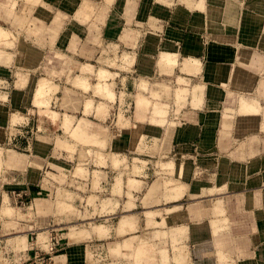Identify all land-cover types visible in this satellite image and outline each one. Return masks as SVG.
<instances>
[{"label": "rangeland", "instance_id": "obj_1", "mask_svg": "<svg viewBox=\"0 0 264 264\" xmlns=\"http://www.w3.org/2000/svg\"><path fill=\"white\" fill-rule=\"evenodd\" d=\"M117 1L120 3L128 0ZM147 1L152 3L147 7L151 11L149 22L155 28L153 32L157 35L163 32L161 26L175 28L179 17L189 16L195 11L201 14V19L206 24L209 20L213 22L215 20V15L208 13L209 7L212 6L211 0ZM212 1L234 9V14L227 17L231 24L227 27L224 18L221 21V30L220 27L218 30H211L205 26L207 30L201 34V39L205 42L202 43L200 55L195 56L193 49L184 54L181 48L172 46L157 49L155 56L159 59L162 53L178 54V62L172 67L171 63L160 60L155 75L139 81L140 85H146V92L149 91L150 97L138 95L137 107L130 96L124 98L121 105L117 96L115 99L109 97L105 89L100 92L101 89L97 86L98 78L97 80L88 78L84 81V85L79 84L77 78L73 77L71 80L75 72L70 73L67 80L65 77L56 79L62 85L66 82L83 91H89L93 83L94 95L111 98L108 99L111 103L106 115L103 116L105 118L100 122L102 130L106 133L102 134L103 136L91 132L90 135L96 136H90L89 139L82 138L81 131L69 128L79 115L69 113L62 108L68 105V109L70 107L73 112H77V106L81 101L73 100L68 104L64 102L65 106L61 108L59 95L56 94L51 98V95L58 90L57 86L53 91H50L49 87L45 89L47 94L41 98L43 99L40 104L41 110L31 105L28 106L27 112L13 108L16 111L12 112L11 135H14L12 144H0V264H55L59 256H62L64 261L67 258L71 264H147L151 261L154 264L159 262L167 264V258L179 252L185 253L184 256L188 257V263L184 262L185 264L206 263L196 261L193 256L194 249L199 247L197 246L199 241H195L192 237L181 238L183 233H178L179 238L176 236L173 240L170 238L172 232H176L174 230L185 225V221L180 219L174 224H165L162 219L161 223L156 222L166 212L164 209L171 207L165 206L162 202L167 203L172 198L180 196L182 192L180 199L182 205L179 208L185 213L184 216L195 213V206L201 207L207 204V207L211 208L214 220L209 225L213 230L211 228V238L206 245L208 246V256L205 257L207 264H264V109L260 115H257L261 123L260 132L257 126H243L241 120L244 114L240 111L241 102L249 98L247 92L243 93L240 89L242 53L249 51L257 54L256 40L259 31L256 28L260 27L262 19L258 14L253 13L264 0ZM44 3L46 0H0V31L5 32L2 40L0 39V118L6 116L4 103L11 101V96L6 92L23 86L24 65L30 68L34 65L35 39H39L41 34L48 35L47 31H41L39 28V23L47 22L51 18V11L49 8H44L48 6ZM170 16H172L171 20ZM145 21L144 19L143 22ZM35 24L38 31L35 30ZM226 36L230 38L228 42ZM212 39H215L217 44L228 43L229 46L227 44L210 47ZM106 47L102 56L110 66L108 70L131 71L132 62L127 58L132 55L130 46L123 47L118 44L106 45ZM221 49H224V52ZM123 54L127 56L124 57ZM124 59H127V62ZM209 59L214 60V63L226 64V69L233 76L228 82H221L220 85L223 89L233 91L225 94L223 98L219 97L226 104V108L221 109L223 104L220 106L216 104L217 102L206 103L208 108L211 106L216 108L218 118L221 117V124L213 130L214 134H217L214 139L216 141L208 142L205 134L198 142L187 143L181 149L177 146L175 150V146L170 142L171 132L175 119L181 110L189 105L190 89L199 85L203 93L204 90L208 91L211 88L212 84L208 83L205 74L207 69L209 70ZM81 63L86 65L85 62ZM254 63L257 71L258 63L254 61L251 62L250 70L254 68ZM94 65L93 70H95ZM262 65L263 69L259 75L264 77V64ZM104 74L109 73L105 71ZM36 76L37 80L43 77L38 73ZM42 79L45 78L38 80L36 88ZM46 80L52 82L50 77ZM35 83L33 75L30 79H26L31 92ZM118 87L116 91L120 92L122 89L120 87L124 86ZM185 88L186 92L183 90ZM73 91L65 88L66 97H69ZM131 91L132 89L129 92ZM177 93L180 94L178 97ZM14 95L15 99L19 101L22 99V96ZM225 98L229 100L227 101L230 105L225 102ZM250 98L260 99L259 104L264 106V96L257 94V91ZM203 101L202 96L201 105ZM94 103L91 97L85 100L88 109L93 108ZM154 104L158 108L156 105L154 107ZM165 104L168 105V113L164 114L166 121L162 122L159 120L162 119L163 112L159 107ZM32 105L35 106L34 97ZM156 109L160 113L156 112ZM202 113L206 115L209 112ZM84 115L96 121L92 114ZM226 115L228 116L225 117ZM59 119L63 123V129L59 125ZM81 121L83 120L77 125L82 126ZM208 129L207 125L203 126L202 132H208ZM3 131V127L0 126V141ZM72 131H76L74 136ZM51 134L56 136V148L69 151L71 156L76 155L68 164L62 165L52 160L58 175L42 174L43 177H47L44 178L45 184L41 191L36 185L24 188V185H20L23 180L21 173L27 168V171L32 170L27 167L29 159L24 154L30 152L29 148L35 140H38L36 143L38 152L49 144L52 146ZM62 135H69L75 142L60 138L59 136ZM106 135L111 138L110 143L105 142ZM118 136H122L123 139ZM258 137L263 142H257ZM44 140L45 144L42 143L45 142ZM119 152L127 153L128 158L123 156L120 158L121 156H117ZM211 154L217 156L216 164L209 159ZM17 160L22 163L18 164ZM32 162L33 167L36 168L32 171L36 172V176L31 174L30 178L33 182H37L39 171L44 170V163L38 158H32ZM110 166L119 173L106 175L101 172L100 168ZM179 166L181 173L177 175L176 170ZM63 167H69V172H64ZM48 178L55 180L56 185H51ZM191 187L200 188L201 195L194 197L190 192L187 193V189ZM160 195L164 196V201H161ZM116 196L126 198L128 202L121 212L117 211L118 209L114 211L115 208L112 207ZM130 210L136 213V217L133 218L139 222L140 219L146 221L145 224L140 222L136 232L134 229L130 230L131 232L134 230V234L122 238L123 246L129 248L131 254H122L120 249L118 253H113L116 250L113 249L114 247L119 248L118 244L109 245V249L112 250L109 255L99 254V246L114 241L103 239L109 227L119 224L120 219ZM209 218L208 216L206 218L207 224ZM162 230H167L169 233ZM122 234L124 232L118 231V235ZM132 236L135 237L130 239ZM131 240L133 244L125 243ZM68 241L75 247L83 243L87 247L86 252L74 255L57 254L63 251L60 246H67Z\"/></svg>", "mask_w": 264, "mask_h": 264}, {"label": "crops", "instance_id": "obj_2", "mask_svg": "<svg viewBox=\"0 0 264 264\" xmlns=\"http://www.w3.org/2000/svg\"><path fill=\"white\" fill-rule=\"evenodd\" d=\"M228 1V0H227ZM212 3V6L209 7L208 13L210 15H215L214 22L209 20V23L206 24L201 19V14L198 12H194V14H191L189 16H181L177 20L178 24L174 27H162V31L160 34H155L153 25H150L149 19L151 18V11L147 8L151 4L146 0L139 1V0H128L126 2H120L117 0H111V1H105V0H46V5L44 8H49L51 11V18L49 21H45L44 23H39V28L41 31H47L48 35H40L39 39H35L34 42V48H33V54H34V65L32 68L23 67L24 73H22V77L25 79L24 85L20 86L18 89H13L10 92H6V94L9 93V96H11V101L9 103H4L5 109H6V116L3 118H0V126L3 127V137L0 141V144L9 143V145L12 144V140L14 138V135L12 134V112L17 108L21 111L28 110V106H32L33 108H40L32 105V99L34 90L36 88V85L38 83V80L41 78H49L52 80L53 84L58 87V90L51 95L56 96V94L59 95V101H60V107L63 106L65 103L68 104V102L73 100H80L81 104H78L77 109L78 111H74L69 107V109L65 106L62 108L63 110H66L69 113L72 114H78L77 116L79 118H76L75 121L69 126V128L74 129L77 126V123L80 120L83 128L85 129L87 134L90 135L92 133L97 134H106L102 130V123H100L102 120H104L107 113V109L109 107V104L111 101L105 98V96H96L93 94V85L91 84L92 88L89 91H83L79 88L73 89V86L69 85L65 82L64 85L60 84V81L56 80L58 78H63L67 80L69 78L70 73L75 72V76L79 75V72L81 68L85 64L94 65L93 63L99 64L95 66V73H98V70L103 68L104 71L108 72L109 74H106V80H104L108 87L110 86V90L113 94H115L114 99L116 96L118 97L120 104L122 105L124 98L126 99L128 96L132 98L133 103L135 104V107H137V96H142L145 98H149V91H142L139 89L140 80L144 78H151L156 73L157 67V60L158 57L155 56L156 50L167 47H178L181 48L182 52L186 54V51L190 52L191 49H193V53L195 56L197 54H201L202 50V43L204 39H201V34L204 30H207L205 26L209 27L211 30H218L220 27L221 30V21L225 18L226 20V26L228 27L231 23L227 20V17L229 15L234 14V9L231 6L226 5L227 2H225L226 7H224L223 3H218L217 1H210ZM144 5V6H143ZM218 5V6H217ZM151 9H153V6H151ZM232 9V10H231ZM258 9V10H257ZM126 12V13H125ZM207 14V15H209ZM253 14H258L260 16V19H262L261 23L259 24V28H256L258 33V38L256 40L257 44V54H252L249 51H243L242 53V70H240L241 74V87L243 93L247 92L249 98L248 100H244L243 102L247 103H254L258 107V111L254 113H246L244 112V116L242 117L243 126L247 127H254L257 126L258 131L260 132L261 123L259 122V118H257V115H260L262 113V109H264V106L259 104V100L252 98L251 95L257 91V94L264 96V77H261L259 73L262 71V64H264V1L262 4L258 5L256 7V12ZM209 15V16H210ZM224 16V17H223ZM218 17V19H217ZM146 20L143 22V20ZM172 19V16L169 18ZM220 20V22H219ZM215 24V25H213ZM143 25L145 27H143ZM35 30L38 31V27L35 24ZM160 30V29H159ZM204 33V32H203ZM213 36V35H212ZM228 36H226V40L228 42ZM217 41V40H216ZM205 42V41H204ZM207 42V41H206ZM210 47L212 46H225L226 44H217L215 42V39L210 40ZM230 43V42H229ZM121 44L123 47L130 46L131 48V54L133 56V60H131V71H122V70H116L112 72L111 70H108L110 66L107 65V61L103 58L102 54L106 47V45H118ZM253 45V44H252ZM229 46V44L227 45ZM217 50V49H216ZM222 52H224V49H221ZM228 52V49H226ZM194 56V55H193ZM156 57V58H155ZM195 60V59H194ZM214 61V60H213ZM212 60L209 59L210 66L209 70L205 72L208 83L212 84L211 88L208 91H205L201 93L200 102L198 98H194L192 100L191 91L194 87L199 85H195L192 87L189 91V105L187 108H184L179 113V116L175 119V123L173 125V130L171 132L170 142L175 146V150H177V146L182 148V146H186L187 143L190 142H198L201 137H203L205 134H207L206 140L208 142L216 141L214 140L217 137V134L213 132L214 128L216 129L219 124H221V117L218 118L217 109L213 108L211 106L208 108L206 106V103H213L223 104L221 109L226 108V104L223 103L222 99L219 97H225V94L233 92L232 90H226L220 87L221 82H228V80L233 77L231 76V72L226 69V64L224 63H214ZM257 62L258 63V70L255 71V63L254 68L251 69V62ZM92 62V63H91ZM217 62V60H215ZM102 70V69H101ZM159 71V70H158ZM28 72V73H26ZM33 74H30V73ZM36 73H38L40 76H43L37 80ZM257 73V74H256ZM116 74V75H115ZM35 78L36 83L34 86L33 91L31 92L29 90L28 85L26 84V79H30L31 77ZM264 75V73H263ZM74 76V78H75ZM108 76V77H107ZM257 76V77H256ZM73 79V76L71 80ZM89 80H97L96 76H90ZM253 80H255L253 82ZM62 82V81H61ZM104 82V83H105ZM219 84V85H218ZM123 85L120 92L116 91V88H119L118 86ZM126 86V87H125ZM65 88H70L73 91V94H69L70 97H66L65 94ZM132 89L131 92H129ZM147 89V88H146ZM258 89V90H257ZM186 91V88H185ZM226 91V92H225ZM129 93V94H127ZM14 94H17L18 96H22V99L19 101L17 98L15 99ZM51 94V93H50ZM87 98L91 97V99L94 100L93 108L88 109L85 106V100ZM203 96V104L201 105V100ZM183 97V96H182ZM68 98V99H67ZM85 98V99H84ZM99 100H96V99ZM84 99V100H83ZM16 100V101H15ZM228 99L225 98V102ZM229 101V100H228ZM226 102L229 104V102ZM264 101V100H263ZM15 102V103H14ZM65 102V103H64ZM100 104H99V103ZM198 105H195V103H198ZM98 103V105H97ZM103 103V104H102ZM106 106H105V104ZM1 104V103H0ZM16 105V106H15ZM96 107H95V106ZM105 106L103 108V114H99L97 111V108L99 106ZM201 105V106H200ZM230 105V104H229ZM30 106V107H31ZM164 106V105H163ZM167 114V108L168 105L165 104ZM225 106V107H224ZM96 110L94 111V109ZM220 109V108H219ZM218 109V110H219ZM85 111L87 113H85ZM203 111L209 112L206 115L202 113ZM89 112V113H88ZM98 115H97V114ZM164 113V114H165ZM92 114L96 119H90L88 116L85 117V115ZM162 114V119L159 121H166V115ZM52 115V114H51ZM97 115V116H96ZM102 115V116H101ZM76 116V117H77ZM226 115L225 117H227ZM53 117V116H52ZM154 118V117H153ZM25 119V118H24ZM56 119V116H55ZM156 119V117H155ZM59 125L63 129V123L59 119ZM208 126L209 131L202 132L203 126ZM258 132V133H259ZM250 134V132H248ZM122 135V134H121ZM103 136V135H102ZM107 136V135H106ZM1 137V134H0ZM60 138H64V140H67L69 142H75L74 139H72L69 135H62L59 136ZM55 138L56 136L51 134V141L53 142V145L46 146L44 150H40L39 152L36 151V143L37 141L33 143V145L29 148L30 152L27 154H24L27 159H29L28 166L32 170L36 169L33 167L32 158H38L43 161L44 163V170L41 169L38 173V179L37 182H33L30 178L31 174H34L36 176V172L27 169L22 171V181L20 182V185H24V188H31L30 185H36L41 191L43 189L44 178L43 175L50 174L51 175H58V171L56 168H54V162L52 160H55L59 164L62 165L65 163H69L71 159L73 158V155L71 156V153L67 150L58 149L55 147ZM118 138H122V136H118ZM204 139V138H202ZM43 141V140H41ZM45 141V140H44ZM143 142H148L147 140H142ZM259 143L263 142L259 140V137L257 139V142ZM106 143L111 142V138L107 136L105 138ZM43 144L46 143L42 142ZM180 150L178 149V152ZM177 152V151H176ZM177 152V155H178ZM180 153V152H179ZM183 153V152H181ZM127 154V153H126ZM126 154L119 152L117 156H121L120 158L127 157ZM215 154H211L210 160L214 161L213 163H217V156H214ZM123 156V157H122ZM196 156V155H195ZM128 158V157H127ZM24 159V158H23ZM26 160V159H25ZM32 162V163H31ZM110 163V161H109ZM261 165V164H260ZM56 166V165H55ZM69 166V165H68ZM191 168V167H190ZM101 172H103L106 175H113L119 173L116 169H113L112 166L110 167H103L100 168ZM64 172H69L68 168H62ZM25 173V174H24ZM177 175L181 173L180 166L176 170ZM43 174V175H42ZM66 174V173H65ZM43 177V179L41 178ZM49 181H51V185H56V181L52 178H48ZM112 187L110 188V190ZM190 192V195L194 197H199L201 195L200 188L195 189L191 187V189H187V193ZM183 194V192H182ZM181 194V195H182ZM171 194H168V196ZM173 195V194H172ZM178 196L177 198H172V200H168L169 202L165 203L162 202L165 206H171L166 210V212L163 213L162 218L160 220H156L157 223H161L162 219L165 224H174L180 219L185 221V225H182L181 228H177L176 232H172V234H168V237L172 238L176 235H179L178 233H183L181 238H187L192 237L195 241H199L197 243L196 249L193 251L194 259L198 262H206L203 264H207V258L208 256V240L211 238V231L213 230L212 226H209L211 222H213L214 219H212L211 215V208L210 206L207 207V204H203L201 207L195 206V213L189 215L181 212V205L180 199L182 197ZM115 203L112 207L115 208L114 211H123V208L127 205V200L120 198L119 196H116ZM164 196L160 195L161 201L163 200ZM164 201V200H163ZM80 205V204H79ZM125 212V211H124ZM214 212V211H213ZM212 212V214H213ZM126 216L134 217L136 215L133 210H130L129 213H125ZM124 215V216H125ZM210 217L207 221L209 224L206 223V218ZM136 217V216H135ZM106 219V218H105ZM104 219V220H105ZM110 219V217H109ZM134 219V218H133ZM140 222L142 224H145L146 221L144 219H140ZM140 222L137 219H134L135 223V232L136 229L139 228ZM119 223V222H118ZM188 224V225H187ZM192 224V225H190ZM166 226V225H165ZM118 224L114 227L110 226L109 231L106 234L105 238L103 239H113L114 241L110 243H105L104 246H99V254H105L109 255L112 253V250L109 249V245L115 246L114 244H118L119 248H113L116 249L113 253H118L119 249L122 254H131V251L129 248H125L123 246L124 237L134 234L133 232H124V235H118L117 229ZM174 227V226H173ZM166 228V227H165ZM212 228V230H211ZM164 229V227H163ZM162 232H167V230H162ZM170 235V236H169ZM135 236L130 237V239L134 238ZM175 237V238H176ZM180 237V236H179ZM177 237V238H179ZM132 241V240H131ZM129 241L125 242L128 244ZM134 242H132L133 244ZM81 246L75 247L73 243L67 242V246H60V248L63 250L60 253H57L59 255H68V254H83L86 252L85 248H87L83 243H81ZM134 247V246H133ZM127 249V250H126ZM136 249V248H133ZM135 253V251H134ZM185 257V253H175L173 256H169L167 258L168 263L167 264H185L188 263V257L184 258L185 263H177L178 256ZM186 255V254H185ZM55 264H71L68 262V259L65 258V261L63 260L62 256H59L56 258ZM86 264V263H85ZM108 264H116V263H108ZM147 264H154L152 261L148 262ZM157 264H165V263H157Z\"/></svg>", "mask_w": 264, "mask_h": 264}, {"label": "bare ground", "instance_id": "obj_3", "mask_svg": "<svg viewBox=\"0 0 264 264\" xmlns=\"http://www.w3.org/2000/svg\"><path fill=\"white\" fill-rule=\"evenodd\" d=\"M4 32V30H2V31H0V39L3 37V34L5 33H3ZM6 36V35H5ZM6 38H8V37H6ZM2 40V39H1ZM105 51V50H104ZM107 51V50H106ZM126 54V53H125ZM120 56V55H119ZM123 56H124V54H123ZM122 56V57H123ZM127 56V55H126ZM126 56H124V57H126ZM129 56V55H128ZM123 57V58H124ZM160 59L158 58V60H157V63L158 62H160V60L161 61H166L167 63H171L170 65H172V67H173V65L175 66V64L178 62V60H177V57H178V54L177 55H175V54H170V53H162L160 56ZM128 59H129V61L131 62V60H133V56L131 55V57L129 56V57H127ZM120 59V58H119ZM117 60V59H116ZM121 60H123V59H121ZM125 60V59H124ZM126 62H127V59L125 60ZM193 61L194 62H196V60H194L193 59ZM118 63V62H117ZM123 63H124V61H123ZM115 64V63H114ZM124 64H126V63H124ZM118 64H116V66H117ZM93 68L94 67H92V65H90V64H86V65H84L82 68H81V70H80V72H79V75H76L75 76V78H77L78 80H79V84H81L82 85V83H83V85H84V81L85 80H88V78L90 77V76H96V78H98V85L97 86H99V89H101L100 90V92H102V89H105L106 90V93H107V95H109V97L111 96L112 98H114V94L112 93V91L109 89L110 88V86L108 87V84L104 81V80H106L105 78H106V74H104L103 73V68H101V69H99L98 70V73H95L96 71L95 70H93ZM161 68V67H160ZM105 72V71H104ZM116 75V74H115ZM74 77V76H73ZM108 77V76H107ZM49 80V79H48ZM48 81L46 80V79H42V81H41V83H40V85L34 90V94H33V97H34V104H35V106L36 105H39L38 107H40V106H42V105H40V104H42V101H43V99H41L45 94H47V93H45V92H47V90H45L47 87H49V89H50V91H53L54 90V87L56 86V85H54L52 82H48V83H50V85L47 83ZM105 82V83H104ZM86 84V83H85ZM104 85L107 87H104ZM87 86H88V83H87ZM101 86H103V87H101ZM139 86V89L140 90H142V91H146V85L145 86H143V85H138ZM74 87L75 88H77V86H73V89H74ZM84 87V86H83ZM80 89V88H79ZM104 90V91H105ZM167 90H168V88H167ZM184 91H185V89H183ZM99 91V90H98ZM164 91H166V90H164ZM177 92V91H176ZM186 92V91H185ZM50 93H52V92H50ZM104 93V92H103ZM163 93V92H162ZM72 94H73V92H72ZM160 94V93H159ZM158 94V95H159ZM74 95V94H73ZM104 95V94H103ZM168 95V94H167ZM180 94H178L177 93V97L179 96ZM71 96V95H70ZM69 96V97H70ZM159 96H161V94L159 95ZM191 96H192V100L195 98H198V100H199V102H200V98H201V90H200V88L198 87V86H196V87H194L193 88V90L191 91ZM106 98V97H105ZM68 99V98H67ZM107 99H111V98H107ZM142 100V99H141ZM110 101V100H109ZM199 102L198 103H195V105H198L199 104ZM39 103V104H38ZM99 103V102H98ZM98 103H97V105H98ZM101 103V102H100ZM99 103V104H100ZM96 104V103H95ZM103 104V103H102ZM105 104V103H104ZM155 105L156 104H154V107H155ZM95 106V105H94ZM101 106H103V105H101ZM101 106H99L98 108H97V111H98V113L99 114H103L104 115V113H102L103 112V108L106 106V104H105V106H103V107H101ZM160 106V105H159ZM96 107V106H95ZM156 107L158 108V106L156 105ZM161 107V106H160ZM159 107V109H160V111H162L163 112V114L165 113V111H166V106L164 105V106H162L161 108ZM96 110V108L94 109V111ZM154 110H155V108H154ZM240 111H241V113H244V112H246V113H254V112H257L258 111V107H257V105L256 104H254V103H247V102H243V103H241V105H240ZM156 112H158V110L156 109ZM158 113H160V112H158ZM97 114V113H96ZM162 114V113H161ZM98 115V114H97ZM96 115V116H97ZM70 116V115H69ZM102 116V115H101ZM69 119V118H68ZM67 120V119H66ZM242 122V121H241ZM75 129H77V131H81V134H83V136H82V138H88L89 139V137L91 136H93V137H95L96 135H88L85 131H84V129L82 128V126L81 125H77L76 126V128ZM74 129V130H75ZM73 130V131H74ZM72 131V132H73ZM76 132V131H75ZM75 132H73L72 134H73V136H74V133ZM85 132V133H84ZM77 134V133H76ZM78 134H79V132H78ZM90 137V138H91ZM100 139V138H99ZM102 139V138H101ZM15 160V159H14ZM22 160V159H21ZM16 163V162H15ZM17 163L19 164H21L22 162L21 161H19V160H17ZM117 185V184H116ZM217 207H218V205H217ZM220 211H221V209H219ZM216 211H214V213H215ZM217 212H219L218 211V209H217ZM216 212V213H217ZM135 219V218H134ZM134 219L132 218V217H130V216H124V217H122L121 219H120V221H119V226L117 227V229H119L118 231H121V233L122 232H128V231H130V230H132V229H134L135 228V223H134ZM125 234V233H124ZM124 234H122V235H124ZM176 236V235H175ZM23 241V239L21 238V242ZM133 242V240L132 241H129L128 242V244L129 245H131V243ZM23 246H24V244H23ZM187 253V252H186ZM149 254V252L147 253V255ZM146 256V255H145ZM188 256V255H187ZM144 257V256H143ZM145 258V257H144ZM187 258V257H186ZM146 259V258H145ZM147 260V259H146ZM148 262V261H147ZM183 262H185V259L183 258V256H182V254H181V256H179L178 257V260H177V263H183ZM168 263V262H167Z\"/></svg>", "mask_w": 264, "mask_h": 264}]
</instances>
